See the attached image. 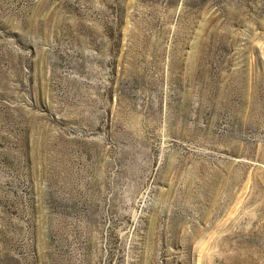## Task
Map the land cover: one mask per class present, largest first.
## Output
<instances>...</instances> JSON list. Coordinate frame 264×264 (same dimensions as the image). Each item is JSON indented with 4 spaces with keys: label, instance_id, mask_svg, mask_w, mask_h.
I'll use <instances>...</instances> for the list:
<instances>
[{
    "label": "rangeland",
    "instance_id": "1",
    "mask_svg": "<svg viewBox=\"0 0 264 264\" xmlns=\"http://www.w3.org/2000/svg\"><path fill=\"white\" fill-rule=\"evenodd\" d=\"M0 264H264V0H0Z\"/></svg>",
    "mask_w": 264,
    "mask_h": 264
}]
</instances>
